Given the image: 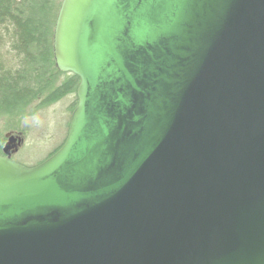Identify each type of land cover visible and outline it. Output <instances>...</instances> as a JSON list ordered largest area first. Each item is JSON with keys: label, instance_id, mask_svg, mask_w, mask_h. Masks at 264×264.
Listing matches in <instances>:
<instances>
[{"label": "water", "instance_id": "obj_1", "mask_svg": "<svg viewBox=\"0 0 264 264\" xmlns=\"http://www.w3.org/2000/svg\"><path fill=\"white\" fill-rule=\"evenodd\" d=\"M53 56L78 104L0 155V264H264V0H62Z\"/></svg>", "mask_w": 264, "mask_h": 264}, {"label": "trees", "instance_id": "obj_2", "mask_svg": "<svg viewBox=\"0 0 264 264\" xmlns=\"http://www.w3.org/2000/svg\"><path fill=\"white\" fill-rule=\"evenodd\" d=\"M62 0H0V48L8 44L16 65L0 64V120L9 130L30 114L76 95L80 79L58 71L53 34ZM12 123L16 126H12ZM70 124V123H69ZM67 139V138H66ZM49 154L50 158L65 141Z\"/></svg>", "mask_w": 264, "mask_h": 264}, {"label": "rangeland", "instance_id": "obj_3", "mask_svg": "<svg viewBox=\"0 0 264 264\" xmlns=\"http://www.w3.org/2000/svg\"><path fill=\"white\" fill-rule=\"evenodd\" d=\"M8 44L0 48V64L6 67L16 65ZM76 95H69L62 101L40 111L29 110L30 114L19 122L18 129L9 130L4 118L0 120V140H6L11 133H22L23 140L14 144L13 159L26 167H34L46 160L51 152L67 138L72 106ZM12 126H16L12 123Z\"/></svg>", "mask_w": 264, "mask_h": 264}, {"label": "flooded vegetation", "instance_id": "obj_4", "mask_svg": "<svg viewBox=\"0 0 264 264\" xmlns=\"http://www.w3.org/2000/svg\"><path fill=\"white\" fill-rule=\"evenodd\" d=\"M8 136V135H7ZM6 136V140H0V155H2V156H5V154H4V147H5V145L7 144V142H8V140L13 136V137H15L16 138V140L17 139H21V140H23V134L22 133H11V134H9V137H7ZM14 144H15V142H14ZM14 144H12V146H14ZM14 152H16V150L15 149H10L9 150V158L11 159V160H13V161H15L14 159H13V153ZM15 162H17V163H19L18 161H15Z\"/></svg>", "mask_w": 264, "mask_h": 264}]
</instances>
